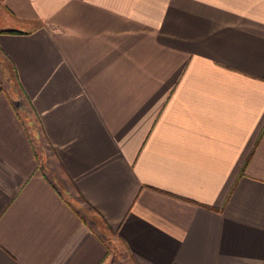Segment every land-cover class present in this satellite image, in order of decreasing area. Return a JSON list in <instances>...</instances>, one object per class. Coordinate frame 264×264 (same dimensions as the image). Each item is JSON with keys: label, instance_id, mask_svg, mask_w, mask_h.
Returning <instances> with one entry per match:
<instances>
[{"label": "crops", "instance_id": "obj_1", "mask_svg": "<svg viewBox=\"0 0 264 264\" xmlns=\"http://www.w3.org/2000/svg\"><path fill=\"white\" fill-rule=\"evenodd\" d=\"M0 7V264H264V0Z\"/></svg>", "mask_w": 264, "mask_h": 264}, {"label": "rangeland", "instance_id": "obj_2", "mask_svg": "<svg viewBox=\"0 0 264 264\" xmlns=\"http://www.w3.org/2000/svg\"><path fill=\"white\" fill-rule=\"evenodd\" d=\"M6 16V12L0 7V26L4 24V21H6Z\"/></svg>", "mask_w": 264, "mask_h": 264}]
</instances>
